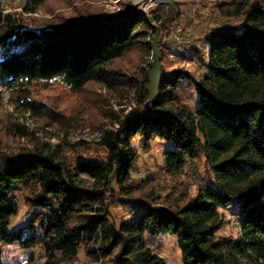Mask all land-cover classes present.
I'll list each match as a JSON object with an SVG mask.
<instances>
[{
    "label": "trees",
    "instance_id": "trees-1",
    "mask_svg": "<svg viewBox=\"0 0 264 264\" xmlns=\"http://www.w3.org/2000/svg\"><path fill=\"white\" fill-rule=\"evenodd\" d=\"M26 1L22 13L35 14L47 0ZM215 8L239 21L207 37L206 75H165L153 104L147 75L138 85L109 68L146 44L149 22L141 14L92 16L34 30L23 25L21 14L0 11V88L13 95L17 108L45 116L30 91L52 82L73 93L89 84L112 93L134 90L138 106L115 120L116 129L100 132L97 145L105 161L71 164L61 144L33 146L19 157L0 153V264L2 245L13 244L41 247L43 264L69 263L81 247L93 263L167 264L145 240L162 233L177 237L183 264H264V0H219ZM182 82L198 95L194 110L178 97ZM136 137L143 150L156 140L166 144L162 170L171 178L202 154L209 182L189 202L184 193L173 200L154 198L152 206L163 207L161 212L129 201L135 215L117 227L106 194L112 195V184L128 198L140 189L131 177ZM21 190L32 214L26 225L10 229ZM233 202L241 215L236 238L219 234L218 209Z\"/></svg>",
    "mask_w": 264,
    "mask_h": 264
},
{
    "label": "rangeland",
    "instance_id": "rangeland-1",
    "mask_svg": "<svg viewBox=\"0 0 264 264\" xmlns=\"http://www.w3.org/2000/svg\"><path fill=\"white\" fill-rule=\"evenodd\" d=\"M217 1L47 0L37 13L24 14L22 7L27 3L26 0H0V11L3 14H21L23 25L34 30L50 25L61 27L68 21L92 16L141 14L149 22V37L144 40L146 44L137 46L109 67L127 78H133L139 85L150 70L151 41L157 32L160 35L158 48L164 75L185 71L194 80L206 75L207 37L239 21L221 17L215 8ZM30 92L31 97L43 104L42 110L46 117L17 108L13 95L0 88V153L8 157H19L33 146L49 144L53 147L61 144L71 164L81 160L105 161L106 152L97 145L100 132L104 128L116 129L115 120H122L138 109L134 90L112 93L98 85L89 84L82 91L73 93L61 83L52 82L45 88L34 85ZM178 97L193 110L197 107L198 95L190 83H181ZM131 147L138 156L131 177L140 189H136L132 198H128L112 184V195L106 194V203L110 202V218L117 227L122 222H130L135 215L129 201L146 207L152 206L154 198L173 200L184 193L189 202L195 197L198 187L208 185L210 169L202 154L193 163L187 162L182 175L171 178L162 170L166 144L156 140L151 143L149 150H143L140 139L136 137ZM82 184L88 188L91 181L85 178ZM24 196L25 190L15 193L17 215L11 219L10 229L26 225L31 217L32 211L26 206ZM218 212L223 220L219 234L236 238L241 215L235 203L219 208ZM145 240L167 264H183L177 237L162 233L155 238L146 236ZM1 252L4 264H43L45 260L41 247L22 250L17 244L2 245ZM64 264L112 262L111 259H101L93 263L81 247L77 257Z\"/></svg>",
    "mask_w": 264,
    "mask_h": 264
},
{
    "label": "water",
    "instance_id": "water-1",
    "mask_svg": "<svg viewBox=\"0 0 264 264\" xmlns=\"http://www.w3.org/2000/svg\"><path fill=\"white\" fill-rule=\"evenodd\" d=\"M159 40L160 35L157 32L151 41V67L147 75V94L148 101L150 104H153L157 98L159 93V86L164 78V73L162 72L161 64H160V52H159ZM150 211H163V207L160 206H152Z\"/></svg>",
    "mask_w": 264,
    "mask_h": 264
},
{
    "label": "built area",
    "instance_id": "built-area-1",
    "mask_svg": "<svg viewBox=\"0 0 264 264\" xmlns=\"http://www.w3.org/2000/svg\"><path fill=\"white\" fill-rule=\"evenodd\" d=\"M179 46H182V43H179Z\"/></svg>",
    "mask_w": 264,
    "mask_h": 264
}]
</instances>
